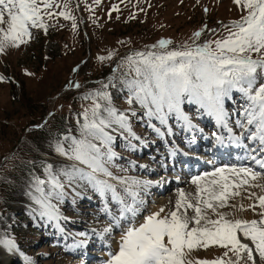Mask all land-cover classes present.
Segmentation results:
<instances>
[{
    "label": "snow or ice",
    "instance_id": "6c2138e0",
    "mask_svg": "<svg viewBox=\"0 0 264 264\" xmlns=\"http://www.w3.org/2000/svg\"><path fill=\"white\" fill-rule=\"evenodd\" d=\"M234 3L246 14L224 25L226 35L197 43L202 29L193 33L192 44L172 49L171 40L161 39L150 46L153 50L124 58L128 70L122 84L128 91L127 103L138 104L143 109L148 126L157 135L163 137L165 133L151 123L153 119L168 134L172 133L169 125L172 118L185 130L198 129L184 107L195 105L198 112L213 118L216 126L226 131V137L212 134L217 143L223 145L227 140L243 148L245 159L261 171L244 163L217 167L210 173L194 176L191 181L196 186L194 195L180 190L172 209L160 208L137 222L144 204L140 193L153 182L117 176L111 170L118 156L113 149L114 133L127 132L136 140L140 137L133 131L128 114L135 116L136 112L121 111L113 104L112 94L107 91L110 86L115 87L110 78L108 84L84 97L91 99L92 104L80 114L83 121L78 120L79 135L69 133L55 143L56 153L72 163L60 169L46 163L44 178L33 176L29 195L38 206L33 211L61 233L64 232L62 221L68 219L59 207L67 195L66 187L86 184L99 195L104 205L102 211L111 221L99 235L105 237L114 228L122 229L118 251L109 252L104 264H240L244 256L245 264H264V191L261 194L248 191L249 188L264 190V184L258 182L264 180V0H234ZM56 6L55 0H0V53L27 43L32 27L47 30L43 17L51 18V9ZM64 8L58 15L72 19L75 28V18L67 11L66 4ZM113 54L109 52L98 59H111ZM235 93L243 97L244 104L233 121L225 102ZM235 129L240 131L237 133ZM245 140L253 146L249 147ZM129 146H132L130 141ZM243 186H247V198L253 201L248 209L256 213V219L235 218L224 211L236 209L230 201L241 195ZM110 201L117 206L118 215L109 206ZM240 209L245 210L243 205ZM121 221L128 226L123 228ZM244 240L250 241L251 246ZM76 243L79 246L87 241ZM0 245L9 251H19L16 240L5 233H0ZM211 245L226 249L223 257L231 252L237 259L194 262L189 258L193 250ZM24 260L25 264H32L30 257L24 256Z\"/></svg>",
    "mask_w": 264,
    "mask_h": 264
},
{
    "label": "rangeland",
    "instance_id": "374dc122",
    "mask_svg": "<svg viewBox=\"0 0 264 264\" xmlns=\"http://www.w3.org/2000/svg\"><path fill=\"white\" fill-rule=\"evenodd\" d=\"M65 4L75 18V28L72 19L58 15L65 10ZM55 5L51 9L53 16L43 17L47 30L32 27L27 43L0 53V76L4 77L0 80V233L14 238L18 249L26 252L32 264H75L79 260L88 264L89 259L84 256L73 258L68 251L73 243L67 245L60 238L61 232L33 211L38 207L32 206L34 201L29 195L33 176L44 178L46 163L54 165L55 169L72 163L56 153L55 143L69 133L79 135L78 120L83 121L80 114L92 104L91 99L84 97L108 84L110 78L115 87L110 86L107 91L112 94L113 104L121 111L132 109L136 112L135 116L128 113L130 123L136 135L141 134L139 142L127 132L114 133L113 149L118 156L110 167L117 176L135 174L132 167L142 162L143 151H151V146L166 138L168 133L156 122L165 133L163 137L157 135L148 126L143 110L135 103H127L128 91L122 84V77L128 70L124 58L153 50L150 46L161 39L172 41L170 49L192 44L193 33L202 29L197 43L214 40L226 35L224 25L239 19L246 11L234 0H55ZM109 52L114 53L111 59H98ZM77 83L79 87L75 86ZM238 94L234 96L244 100ZM237 104L241 108L244 102ZM246 187L240 189V196L230 201L236 209L224 211L235 218L256 219V213L244 205L245 199L248 205L253 203L244 199ZM195 189L191 181L170 186L161 194L165 198L162 208L172 209L180 190L194 195ZM65 191L67 195L59 205L63 216L68 218L62 221L67 232L63 234L73 240L92 239L94 235L89 236L86 227L101 232L110 224L101 216V202L94 204L99 195H92L94 192L89 186L73 185ZM248 191L261 194L264 190ZM240 205L245 210H241ZM100 224L102 229L98 227ZM81 232L87 235L81 237L78 235ZM119 232H113V237ZM93 246L90 252L102 253L98 251L99 240ZM2 247L0 245V264H25L17 259L18 251L9 254ZM225 251L223 247L211 245L193 250L189 258L194 262L237 259L231 252L223 257ZM245 260L246 256L240 264H245Z\"/></svg>",
    "mask_w": 264,
    "mask_h": 264
},
{
    "label": "bare ground",
    "instance_id": "6f19581e",
    "mask_svg": "<svg viewBox=\"0 0 264 264\" xmlns=\"http://www.w3.org/2000/svg\"><path fill=\"white\" fill-rule=\"evenodd\" d=\"M239 101L241 103L244 102V100L242 99H240ZM191 105L192 104H185L184 106L185 111L188 112L194 124H196L197 126L198 124H203V127L198 126V129H202V131L198 129L185 130L181 126V124L178 123L175 125V121H174L175 118L170 119L169 125L171 126L172 123L177 127V129L174 130L172 129L173 138L168 136L166 140L157 141V143L153 145L152 148L156 149L158 144H160L159 145L160 149L159 150L156 149V153L158 154L156 155L150 154V152L145 151L142 162L132 167L133 170L132 172H134L135 174L131 175L130 177H135L141 180H148L153 182L146 190H143L140 193L141 198L144 200V204L141 207V212L138 214L137 222H142L144 216L150 214L151 212L158 211L160 208L164 206L165 198L161 194H163L172 184L182 185L185 182H189L190 180L192 181V179L189 178L197 176V174L201 172H205V170L207 169L214 170L217 167H222L220 166V164L222 163H218V161L219 160L223 161V159H219L220 157H217L216 159L217 161H214V157L216 156L214 154L211 156V154L209 153L212 152L207 151V149L202 145H205L206 142L208 143V141H213L214 143H217L215 137L212 135L213 133L223 134L225 135V137L227 136V133L222 128L213 127V124L215 122L214 119L206 115H202L200 112L197 111V108L193 109ZM230 105L235 107L234 104L231 102V99L226 100L225 107H229ZM135 106L143 110L142 108H140L138 104H135ZM228 111L231 114V110ZM198 121H200L201 123H199ZM152 122L159 123V121L155 119H153ZM232 126L235 128L234 123ZM235 131L238 133L240 130L235 129ZM142 134L145 135L144 133ZM140 135L141 134H139V137ZM187 138H189V140ZM189 143H193L194 146L199 145V147L197 148L195 147L196 149L187 151V153L183 152L184 146H181V144L187 145ZM252 146L253 145L249 144V147ZM232 147L237 148V152H235L234 154H230L235 156L236 158L235 163L240 165L246 163L249 166L253 167L255 170L261 171L259 166L255 165L253 162L250 163L251 161H244L246 159H245V151L243 148L229 144L226 140L223 145L219 144L218 149L226 151L227 149H230ZM173 149L176 150L175 154H173ZM169 157L171 158L170 163H166L167 158ZM177 166H179V168H177ZM173 168L174 170H172ZM171 170L173 171L171 174L167 173L170 172ZM136 173L139 174L137 175ZM258 182L264 184V180ZM252 189L249 188L248 190H252ZM96 196L98 197L97 194ZM245 198L247 197H244V199ZM97 201L101 202V207L103 208L104 205L102 199L97 198V200H94V204L98 205L99 202ZM247 201L248 200L245 199V203H244L245 207L248 206ZM32 206L36 207L37 205L35 203H32ZM109 206L111 207L113 213H116V211L118 212L117 206L115 205L114 202L110 201ZM101 216L106 217L107 219L110 220V217L106 215L103 211L101 212ZM121 225L123 228H126L128 226L123 221H121ZM85 229H87L88 234L90 233L89 236L91 235L94 236H92L93 237L92 239L82 238L87 241V243L83 245L77 246V243L74 242V244L68 248V251L71 252L73 255H75L73 258H77L78 256L79 258H81L80 256H85L89 259L88 264H101V262L103 263L106 259H108L109 252L118 251L120 236L122 234L121 228H114L113 231L105 237H101L99 235L100 232H98L99 230H97V228L86 227ZM116 230H119L120 232L117 235V237H113V232H115ZM82 239H79V241ZM97 240H99L100 242L99 243L100 247L98 251L102 252L99 255L90 252L91 248L94 247L93 246L94 243H97ZM245 241L249 243L251 246L250 241L248 240ZM67 242H70V238H67ZM2 249L9 254L14 252V251H9L4 246L2 247ZM79 261L80 262H76L75 264H84L83 261L81 260Z\"/></svg>",
    "mask_w": 264,
    "mask_h": 264
}]
</instances>
